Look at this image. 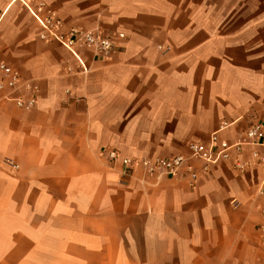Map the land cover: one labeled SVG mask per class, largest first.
Masks as SVG:
<instances>
[{
	"label": "crops",
	"instance_id": "obj_1",
	"mask_svg": "<svg viewBox=\"0 0 264 264\" xmlns=\"http://www.w3.org/2000/svg\"><path fill=\"white\" fill-rule=\"evenodd\" d=\"M41 3L0 0V62L35 87L30 109L15 100L30 91H0V264H264V166L251 157L264 147L194 187L185 172L126 174L106 153L189 156L222 123L230 143L264 127V0ZM34 15L113 37V51L78 61Z\"/></svg>",
	"mask_w": 264,
	"mask_h": 264
},
{
	"label": "built area",
	"instance_id": "obj_2",
	"mask_svg": "<svg viewBox=\"0 0 264 264\" xmlns=\"http://www.w3.org/2000/svg\"><path fill=\"white\" fill-rule=\"evenodd\" d=\"M18 1L26 7H28L30 3H37L42 6L41 0ZM34 18L42 30V35L40 36L41 39L57 42L63 48L68 50L78 61H80L78 52L82 48L98 54H108L113 51V37H103L98 33L83 31L77 28H72L67 33H61L58 31L61 26V21L59 19H56L51 15L45 17L34 15ZM116 37L118 39H123L124 35L118 34ZM19 88L30 91V94L26 100L16 98L17 105L21 108L30 109L35 104V87L30 83L23 81L15 69L0 62V91L9 89L10 92L13 93L18 91ZM227 127L228 125L226 123H222L219 129L210 135L209 140L206 143H189V156L176 155L171 158H145L139 161H134L129 158L119 159L117 152L114 150H108L106 153L110 161H121L126 174L135 166H140L147 173L157 176H181V174L185 172L190 186L194 187L201 172H206L209 166H217L230 159L233 160V169L238 173H242L248 166L247 163L241 162L238 157L243 150L246 147L251 146L264 147V127H262V125L258 123L250 125L233 143H230L221 136V132ZM251 157L259 165L264 166V155L260 156L258 153L252 152ZM192 159L202 163L201 170H198L193 164H189V161ZM261 194H264V191H261ZM234 203L235 201H232V204ZM234 207H236V205H234ZM260 214L261 216H264V207L261 208ZM259 231L262 239H264V224L259 226Z\"/></svg>",
	"mask_w": 264,
	"mask_h": 264
}]
</instances>
